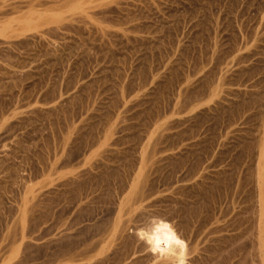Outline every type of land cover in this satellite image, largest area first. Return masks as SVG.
<instances>
[{
  "label": "rangeland",
  "instance_id": "1",
  "mask_svg": "<svg viewBox=\"0 0 264 264\" xmlns=\"http://www.w3.org/2000/svg\"><path fill=\"white\" fill-rule=\"evenodd\" d=\"M263 227L264 0H0V264H261Z\"/></svg>",
  "mask_w": 264,
  "mask_h": 264
},
{
  "label": "bare ground",
  "instance_id": "2",
  "mask_svg": "<svg viewBox=\"0 0 264 264\" xmlns=\"http://www.w3.org/2000/svg\"><path fill=\"white\" fill-rule=\"evenodd\" d=\"M152 2V1H151ZM154 3V2H153ZM150 4V3H149ZM152 4V3H151ZM153 5V4H152ZM139 7V6H138ZM152 7V6H151ZM140 9V8H139ZM139 9H137V10H139ZM151 10V9H150ZM153 10V9H152ZM140 11H142V10H140ZM147 11V10H146ZM156 11V10H155ZM152 12V11H151ZM127 14V13H126ZM135 14V13H134ZM138 15V14H137ZM153 15V14H152ZM135 30V29H134ZM138 31V30H137ZM136 34V33H135ZM105 35V34H104ZM137 37V36H136ZM133 38V37H132ZM103 39V38H102ZM106 40H107V38H106ZM139 45V44H138ZM145 156V155H144ZM150 155H148V156H146V157H149ZM143 157V156H142ZM146 157H144V158H146ZM150 158H148V159H143V162H147L148 160H149ZM148 162H151V161H148ZM147 162V163H148ZM153 162V161H152ZM130 163V162H129ZM105 164H103L102 166H104ZM105 166H107V164L105 165ZM105 166L104 167H100V169L99 170H103L104 168H105ZM148 166V167H147ZM146 166V164L144 163L143 165H142V167H141V169L139 170V172H138V176H136V178H134V180H133V182H132V186H131V191H130V198H129V200H142V198L144 197V190H143V185H144V183L146 182V177L148 176L146 173H145V171H147V173H148V168L150 167L149 166V164ZM160 166V165H159ZM110 167V166H109ZM119 167V166H118ZM108 168V167H107ZM107 168H105V169H107ZM115 168V167H114ZM109 169V170H103L102 172L101 171H99V172H101L99 175H97V177H96V179L95 180H97V181H93V180H90V182L92 181V182H94V183H96V182H99V184H100V182L101 183H105V184H107V183H109V181H111V180H116V181H119V182H122L123 180H124V177H123V175H122V173H121V169H119V168H115V169ZM160 168V167H159ZM128 169V168H127ZM150 170V169H149ZM125 171H127V170H125ZM152 171V170H151ZM159 171H161L160 169H159ZM155 172V171H154ZM151 173V172H150ZM86 174V173H85ZM145 174V175H144ZM78 177V176H77ZM80 177V176H79ZM82 177V176H81ZM82 180L84 179L85 180V178L83 177V178H81ZM80 179V180H81ZM138 179V180H137ZM78 179L76 178H74V179H72L71 178V180L69 179V186H70V190L71 191H73V192H75V193H79L80 192V185L78 184L79 183V181H77ZM148 180H149V177H148ZM137 181V182H136ZM136 182V183H135ZM83 183H85L84 181H82V187H85V186H83L84 184ZM147 183H148V181H147ZM146 183V184H147ZM82 190H83V188H81ZM81 194V193H80ZM80 194H78V195H80ZM77 195V194H76ZM146 213L147 212H141V213H139V215H138V217L139 218H141V221L142 220H144V218L147 216L146 215ZM148 215H149V213H148ZM151 215V214H150ZM149 215V216H150ZM161 215V214H160ZM149 216H147V217H149ZM163 216L164 215H161V217H160V219H162V221H160V222H158V227L160 228V229H162L164 226H165V221L163 220V219H165V218H163ZM137 217V215L135 216V218ZM155 217H159V216H156L155 215ZM143 218V219H142ZM152 219V218H151ZM153 219H155L156 220V218H154V216H153ZM159 218H158V220H160ZM167 219L168 218H166L165 220H166V222H167ZM148 220H149V218H148ZM150 221V220H149ZM145 222H147L146 220H145ZM151 223H154L153 221H151V222H149V224H151ZM148 224V225H149ZM156 224H157V220H156ZM147 225V224H146ZM154 225V224H153ZM146 227V226H145ZM154 227V226H153ZM157 227V225L154 227V228H156ZM144 228V227H143ZM147 228V227H146ZM138 232H139V228L138 227H132V235L133 236H138V235H140V233L138 234ZM258 240H259V243H258V245H259V255L262 257V260H261V264H264V227H263V235L261 236V237H258Z\"/></svg>",
  "mask_w": 264,
  "mask_h": 264
}]
</instances>
